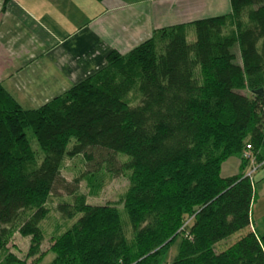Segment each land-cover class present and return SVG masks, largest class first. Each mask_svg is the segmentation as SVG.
<instances>
[{"label": "trees", "instance_id": "obj_1", "mask_svg": "<svg viewBox=\"0 0 264 264\" xmlns=\"http://www.w3.org/2000/svg\"><path fill=\"white\" fill-rule=\"evenodd\" d=\"M229 5L190 22L192 41L177 24L123 54L110 50L100 69L36 108L21 107L0 83V251L15 226L29 237L24 258L7 252L1 263L38 264L51 253L47 264H264V233L250 227L252 173L264 165V0ZM75 155L85 181L128 173L121 211L81 198L59 203L61 214L78 216L42 250L44 200L79 188L60 170ZM230 156L238 173L221 177Z\"/></svg>", "mask_w": 264, "mask_h": 264}, {"label": "crops", "instance_id": "obj_2", "mask_svg": "<svg viewBox=\"0 0 264 264\" xmlns=\"http://www.w3.org/2000/svg\"><path fill=\"white\" fill-rule=\"evenodd\" d=\"M229 10L220 0H0V83L21 107L36 108L100 69L110 50L123 54L162 27L184 24L187 34L190 22ZM239 163L226 158L220 176L238 173ZM260 178L250 207L257 234L264 233Z\"/></svg>", "mask_w": 264, "mask_h": 264}, {"label": "rangeland", "instance_id": "obj_3", "mask_svg": "<svg viewBox=\"0 0 264 264\" xmlns=\"http://www.w3.org/2000/svg\"><path fill=\"white\" fill-rule=\"evenodd\" d=\"M219 3V1H218ZM221 7L226 9L229 6V1L224 0L223 3L220 0ZM226 7V8H225ZM244 16V15H243ZM185 30L188 29L185 26ZM231 26L228 25L227 29H230ZM194 39V32L193 29L186 34V40L192 41ZM198 69L194 71L196 77L198 76ZM199 80H200V76ZM139 95L135 90L134 86L132 89L129 90L127 95L125 96V100L128 101L130 104H134L137 102ZM32 148L34 151V157L37 161L41 158L42 152L38 149L36 144L32 141ZM123 159L124 157H120ZM60 170L62 175L65 177L66 180H72L74 178H79V188L75 191V196L73 195H62V196H54L49 195L46 197L43 203V207L46 209L45 216L38 222V226L40 231L42 232L43 237L45 240L42 241L41 248L42 250L46 249L49 244V237L55 236L65 229H67L73 221H75L78 213L73 215L72 217H66L65 215L61 214L57 211L56 207L57 204L62 202H69L70 204H74L75 198H81L84 203L89 204H103V203H110L115 205L121 211V198L123 197L125 191L129 186L128 180V173H120L118 176L111 177L105 172L97 173L94 177L85 181L81 174L83 172V161L82 158L78 155L75 156H65L60 165ZM264 173V165L262 167H258L252 173L254 187L255 189L260 186V181L262 178L261 175ZM81 177V178H80ZM66 204V203H65ZM30 212V211H27ZM26 214V213H25ZM122 224L124 228V232L128 238L131 237V229L127 222L126 216L121 212ZM232 240V236L230 237ZM227 241V240H226ZM225 241H222L223 244ZM179 238H176L173 243L169 246L167 251L165 252L163 258L165 262H169L170 259L176 254L178 248ZM29 245V237L28 236H21L18 233L17 226L13 227L11 233L8 235L6 239V245L3 250L0 251V264L3 259V255L7 252H11L18 258H24L25 251ZM216 245V247H218ZM52 257L51 253H47L42 260L38 264H47ZM31 258H27V262H29Z\"/></svg>", "mask_w": 264, "mask_h": 264}, {"label": "built area", "instance_id": "obj_4", "mask_svg": "<svg viewBox=\"0 0 264 264\" xmlns=\"http://www.w3.org/2000/svg\"><path fill=\"white\" fill-rule=\"evenodd\" d=\"M244 156H245V157H248L247 152H244ZM250 172H251V171H250ZM250 172H249V173H250ZM249 173H248V174H249Z\"/></svg>", "mask_w": 264, "mask_h": 264}, {"label": "water", "instance_id": "obj_5", "mask_svg": "<svg viewBox=\"0 0 264 264\" xmlns=\"http://www.w3.org/2000/svg\"><path fill=\"white\" fill-rule=\"evenodd\" d=\"M257 91L260 92V93H263L261 89H259V90H257Z\"/></svg>", "mask_w": 264, "mask_h": 264}]
</instances>
